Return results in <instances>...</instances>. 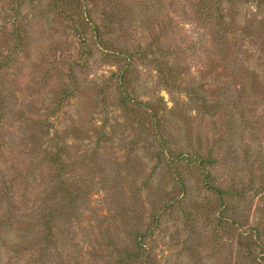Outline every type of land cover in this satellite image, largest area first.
Wrapping results in <instances>:
<instances>
[{
    "label": "rangeland",
    "instance_id": "1",
    "mask_svg": "<svg viewBox=\"0 0 264 264\" xmlns=\"http://www.w3.org/2000/svg\"><path fill=\"white\" fill-rule=\"evenodd\" d=\"M114 1H89L97 24ZM119 1L126 5L122 30L116 24L117 31L106 29L112 36L105 34V41L131 52L156 37L166 42L165 63L180 65L176 82L162 79L155 51L128 62L98 47L73 4L62 8L74 15H61L53 0H0V64H7L0 70V215L13 213L29 224L33 249L46 252L38 264H117L136 234L149 228L144 242L153 264H250L242 233L258 235L255 254L258 242L264 244V3L218 0L199 9L201 0ZM147 17L153 19L148 25ZM18 35L26 45L15 51ZM224 38L234 77L224 66L210 72ZM125 66L130 94L164 118L159 137L167 156L211 154L212 165L201 170L161 153L148 115H129L122 105L116 75ZM192 88L218 107L194 104ZM221 91L240 99L243 114L232 109V121ZM54 142L71 163L64 171L51 163ZM181 180L184 200L163 210L182 190ZM61 181L73 186L75 201L45 243L43 216ZM204 182L229 194L221 199ZM27 246L24 264L31 257Z\"/></svg>",
    "mask_w": 264,
    "mask_h": 264
},
{
    "label": "trees",
    "instance_id": "2",
    "mask_svg": "<svg viewBox=\"0 0 264 264\" xmlns=\"http://www.w3.org/2000/svg\"><path fill=\"white\" fill-rule=\"evenodd\" d=\"M90 0H53V7L54 9L60 13L61 15H68L70 12H64L63 10V4L64 6H68L69 4H73L76 7H78V11L81 10L84 18L83 21L86 22L89 26H91L92 31L95 35L96 42L98 44V47L100 46L102 49H105L107 51L113 52L117 55H120L123 58H126L128 62H131L134 56L136 55H142L143 58H147L148 54L151 53L154 55V51L156 53H159V56L161 57L160 60H156V58H153L154 62L158 64V70L159 73L162 77V79L165 81L167 84L168 82L173 83L177 81L176 78V73L179 74V70H177L180 65L177 63L175 65H172L170 63H165L166 58H167V49L165 50L166 42H159L158 38L156 37L154 39V42L151 43L149 46L146 47L145 50H139L136 49L134 52H131L129 50H126V48H123L119 43H117V40H113L112 43H109L105 41L104 35L107 34L109 36H112L110 33H105L106 29H111L112 32L117 31L114 29V24L119 26V23L122 22L124 23V14L126 13L125 11V6L123 5L122 2L119 0H115L114 3L110 4L111 7V12L107 13L103 22L101 24H97L96 21L92 18L91 11L92 9L88 8ZM212 1V3H216L218 0H201L198 5L195 4V6L199 9L205 8L201 7V4L204 2H209ZM261 3H264V0H258ZM77 12V11H76ZM219 15L221 12H218ZM72 15L75 14V12L70 13ZM222 18V16H220ZM148 19V17H147ZM152 18L149 17V19L145 22L147 25L152 22ZM228 25V24H227ZM232 25V22H231ZM225 25H220L217 26L218 28L223 29ZM229 26V25H228ZM226 26V29L229 30V27ZM119 29L122 30V28L119 26ZM248 26L245 27V33L250 34V31L248 30ZM163 32L166 30L165 26L162 27ZM224 33V32H223ZM220 34V32H214V35ZM18 40L15 44L14 50L17 51V46H25V42L22 41V36L18 35L17 36ZM216 44V43H215ZM221 48L219 49L220 51V56L219 60H215L211 64L210 72L214 74L216 70L218 69V66H224L226 71H231L232 76L233 75V70H231L232 66L229 61V54L231 53L229 46L225 43V38L221 42L218 43ZM226 46V47H225ZM182 54V52H181ZM131 60V61H130ZM165 63V64H164ZM7 64H0V70L3 69ZM164 65V67H163ZM177 65V67H176ZM129 66V64H128ZM128 66H125L122 68V70L116 75L117 76V82L119 86V90L121 93V102L124 107V109L127 111L129 115H134L137 112L143 115V118H145V115L152 120V127L154 129V134L155 136L160 140V145L162 146V154L165 155V157L170 158V160L173 162V160L178 164V160L181 158L185 161L189 160L191 163H188L189 165H195L197 164L201 170L205 166V164L212 165L213 164V158L211 154H208L206 157H204L201 154H196L194 158H191L188 156L187 158L184 157V154H179L177 157L176 156H167L168 153H166V148H165V141L162 140L159 136L162 137V129L160 130L162 121H164L163 116L161 113L156 110V108L153 106L151 102L144 104L143 102H140L136 100L129 92V86L131 84V73L130 69ZM163 67V68H162ZM245 89L243 88V91ZM190 92L193 94V103L196 105H199L201 107H209L211 109L218 107L217 105L211 106L210 103H208L206 97H202L201 99L199 98V93L197 90L192 88ZM223 92V91H221ZM244 93L240 94V97H243ZM222 98H227L228 102L224 107V110L228 108L227 115L226 117L228 118L229 121L234 120L233 114L230 115V111L232 109H239L240 112L243 114V111L241 109L242 105L239 104L240 99L237 98V100H232L231 98L229 99V96L223 92ZM5 99L2 90H0V102H3ZM239 99V100H238ZM219 100V97H218ZM230 102V105H228ZM232 116V118L230 117ZM163 119V120H162ZM157 139V140H158ZM53 146L56 148L54 152L51 155V163L57 165L60 167L62 171L68 169L71 163H68L65 160V156L62 152V146L59 144H56L55 142L53 143ZM161 153L158 152L156 157L158 159L161 158ZM206 169V167H204ZM205 173L204 175L206 178H212V175L209 170H204ZM63 173L60 172L58 173L57 176L62 175ZM206 188L208 191L211 193L217 195L219 198L223 199L226 194H229V192L223 190L220 186L213 185L210 183H206ZM58 189H54L52 193V198L51 202L48 204L43 218H47V229L44 232V235L40 237V240L45 242V243H51L55 236H56V228L57 227V221L60 218H63L65 216V211L71 208L72 204L75 201L76 197V191L73 190L72 185H67L65 181H61ZM183 180L181 182H178V187H180L182 190L174 195L172 199L169 201H166L163 203V210H167L169 208L174 207L176 204H181V202L184 200L183 198L185 197V186H184ZM24 194H22V197ZM67 200V204L63 203ZM15 200H12L14 202ZM54 202L58 203L54 207ZM225 204V203H224ZM225 208V206H224ZM43 214V213H42ZM32 216V215H30ZM223 222H225L227 219L224 217ZM233 224H236L235 221H233ZM154 228H149L145 232H139L136 234V238L134 239V246L132 250L126 251V258L121 257L117 264H124L126 261H129V264H153V260L150 257L149 253V247L147 244L144 242L145 237L149 233L152 232ZM29 230V224H26L25 222H21L18 220L17 215L13 213H8V212H3L0 215V264H24L21 263L23 252L26 250L27 244L30 243L32 245L31 247V257L28 260L26 264H38L39 261L43 260V257H46V252L41 254L40 252L36 251L33 249V241L32 237L30 236ZM29 232V233H28ZM242 233V232H241ZM240 233V236H241ZM243 238L246 240V248L250 250L249 257L248 259L251 260L249 261L250 264H264V244H261V242H258L259 247L261 248L260 253L255 254L253 252V242L254 238L258 237V235L255 234H248L247 232L242 233ZM31 237V238H30ZM257 239H260L257 238ZM263 243V242H262ZM30 248V247H29ZM247 257V255H246ZM247 259V258H246Z\"/></svg>",
    "mask_w": 264,
    "mask_h": 264
}]
</instances>
